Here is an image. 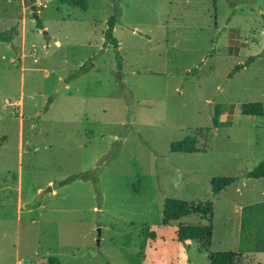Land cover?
Returning a JSON list of instances; mask_svg holds the SVG:
<instances>
[{
    "label": "rangeland",
    "instance_id": "374dc122",
    "mask_svg": "<svg viewBox=\"0 0 264 264\" xmlns=\"http://www.w3.org/2000/svg\"><path fill=\"white\" fill-rule=\"evenodd\" d=\"M13 26L0 42V264H209L163 224L168 197L211 200L210 250L264 264V178L245 177L264 160V114L241 113L264 108V0H0V32ZM194 135L202 150L171 151ZM87 172L97 181L56 184ZM218 176L241 179L216 196Z\"/></svg>",
    "mask_w": 264,
    "mask_h": 264
},
{
    "label": "trees",
    "instance_id": "16d2710c",
    "mask_svg": "<svg viewBox=\"0 0 264 264\" xmlns=\"http://www.w3.org/2000/svg\"><path fill=\"white\" fill-rule=\"evenodd\" d=\"M63 2H68L71 4H80L84 3L85 0H62ZM217 0H213V3L216 4ZM118 15H111L106 24L107 29L105 30V42L107 44L113 45L115 48H118V40L114 36V28L118 21ZM38 27L43 29V24L38 21ZM17 32L16 26L11 27L9 30L0 32V42L3 43H12L14 36ZM117 66L122 69L123 59L119 54V51L116 52ZM254 57H250L246 62L249 64ZM94 67V63L88 61L81 65L80 69L72 74L70 78L79 76L82 72L91 70ZM245 65L235 67L230 76H233L236 72L244 68ZM225 113V107L218 105L215 109L213 116V127L217 128L222 126L225 122L220 120V117ZM241 113L243 115H255L262 116L264 114L263 104L260 102H249L241 105ZM198 135L191 137H186L183 140L175 141L170 145L172 152H184V153H195L202 150L200 147V139ZM246 178H255L262 179L264 178V160L255 167L253 170L249 171L246 175ZM92 178L93 181H97L95 172H87L82 174L71 175L66 179H63L56 184L61 187L67 185L77 179L88 180ZM241 178L239 176H218L213 177L211 180L212 192L217 196L221 191L230 187L231 185L238 182ZM212 209L213 202L207 200L205 202L195 203L182 199H177L173 197L165 198L163 204V217L162 222L164 225H168L171 222L177 223L176 236L179 242H187L189 240L197 241L201 250L207 252L209 257V264H246L243 263L240 258L241 254L235 251H211V239L213 235V226H212ZM191 214H200L205 220L202 224H190L181 222V220ZM52 264H57L56 262Z\"/></svg>",
    "mask_w": 264,
    "mask_h": 264
},
{
    "label": "water",
    "instance_id": "95a60500",
    "mask_svg": "<svg viewBox=\"0 0 264 264\" xmlns=\"http://www.w3.org/2000/svg\"><path fill=\"white\" fill-rule=\"evenodd\" d=\"M50 190H51V187H50ZM99 242V241H98Z\"/></svg>",
    "mask_w": 264,
    "mask_h": 264
}]
</instances>
